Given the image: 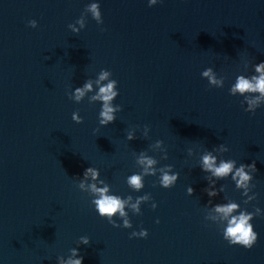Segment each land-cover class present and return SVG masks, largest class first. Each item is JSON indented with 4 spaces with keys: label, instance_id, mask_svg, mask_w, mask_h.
<instances>
[{
    "label": "water",
    "instance_id": "95a60500",
    "mask_svg": "<svg viewBox=\"0 0 264 264\" xmlns=\"http://www.w3.org/2000/svg\"><path fill=\"white\" fill-rule=\"evenodd\" d=\"M91 3L103 23L86 10ZM261 61L264 0H0V264H58L81 236L90 240L79 245L83 264H264V104L252 115L243 96L229 93ZM207 67L225 78L222 88L201 76ZM102 70L118 81L113 106L122 105L107 126L98 122L102 102L89 103L108 82L96 83ZM86 79L92 91L77 103L68 93ZM77 110L82 123L72 119ZM221 143L229 151L218 159L256 163L246 196L231 176L217 181L224 192L216 197L203 191L201 155ZM142 150L157 159L153 167L174 166L165 168L180 174L173 187L158 183L159 171L139 192L128 186L126 177L142 171ZM89 166L100 175L86 184L103 179L109 194L132 196L130 228L110 224L76 186ZM146 193L152 199L134 212ZM209 199L261 209L250 221L258 234L251 248L223 238L227 220ZM141 228L147 237L130 238Z\"/></svg>",
    "mask_w": 264,
    "mask_h": 264
},
{
    "label": "clouds",
    "instance_id": "9594fccd",
    "mask_svg": "<svg viewBox=\"0 0 264 264\" xmlns=\"http://www.w3.org/2000/svg\"><path fill=\"white\" fill-rule=\"evenodd\" d=\"M157 0H149V6L155 5ZM88 12L91 13L92 17L98 22V24L103 23L101 21V10L99 3H91L87 5ZM80 23L81 27H84L83 19L77 21ZM29 26L35 28L37 26L36 20H29ZM68 28H71L74 33H79V29L75 28L74 25L69 24ZM254 69V74L245 75L239 74L236 76L235 82L231 85L229 93L232 96L239 94L243 96L244 99L240 102L241 106L244 107V111L255 115L256 109L264 104V61L255 63L252 65ZM112 75L110 70H102L99 74V78L96 80L97 84L100 81L108 80L109 75ZM203 78L208 80L209 86H215L217 88H222L224 86L225 78L217 76V73L212 67H207L201 73ZM118 81L116 79L108 80L106 84L99 87V91L96 92L89 98V103L93 101H100L101 109L98 114V122L102 126H107L116 120V113L122 110V105L117 104L113 106L114 99L118 96ZM92 81L91 79H86L81 86L75 87L73 91L68 93L70 99L79 103L83 100L85 95L92 91ZM72 119L76 123H82L83 117L79 114V111H74L72 113ZM149 127L148 125H144ZM127 140H133L136 137L133 136L131 132L126 133ZM157 146L164 144L163 140L155 141ZM217 151L221 153H226L229 148L226 144H219L218 146H213L211 149L204 147V152L201 155V162L199 167L203 172L207 173L205 179L208 181V186L203 189L207 195L211 197H216L219 193L224 192V185H220L219 191L215 187L218 180H222L231 176L232 181L235 182L236 189H244L242 193L243 196L247 195V189L249 182L253 181L254 173L257 172L256 163H239L237 166V161L235 159H225L223 157L218 159ZM168 158L167 150H165L164 155L160 158L166 160ZM136 163L142 166V171L133 173L126 177V182L128 186L139 192L144 188V178L145 176H155L159 171L158 183L164 188L173 187L178 178L179 172L165 171V168L173 170L174 166L172 164H165L159 169L153 167L157 164V159L152 155H146L145 150L140 151V154L136 158ZM100 172L97 168L93 166L87 167L83 175L78 177L76 180V186L82 192H89L91 194V203L95 206L96 211L101 217H106L108 222L114 227H124L130 228L131 224L127 219V213L124 208L132 200V196L128 195L126 198L121 197L117 194H109V185L105 183L103 179L99 180L102 187H97L96 183L86 184V181L91 177L92 181H96L99 177ZM213 177L215 179H213ZM155 186V183L153 184ZM253 187L256 185L253 183ZM187 193L192 195L194 193L193 187L190 185L187 187ZM257 193H254L253 197H248V200L256 199ZM151 193H146L143 196H138L136 202L132 203L130 207L134 212H139V205L142 201L151 200ZM247 203V201H243ZM216 213L220 214L222 218L227 220V225L223 231V238L229 242L231 245H242L246 248H251L256 240L257 233L254 231L253 224L250 221L255 217L262 215L261 209L255 207L254 211H248L247 209H241V205L235 201L221 202L213 204V201L209 199L207 203ZM156 203L153 201L151 207L156 208ZM236 212L237 214L233 215ZM118 214L119 217L124 218L123 225H120L113 219L114 216ZM215 219V217H212ZM157 222H159L157 220ZM148 230L141 228L139 231H133L130 233L131 237H147ZM90 243L88 236H81L79 238V243L77 247L71 248L70 255L65 259L64 256H59L57 258L58 264H83V256L79 253V245H88Z\"/></svg>",
    "mask_w": 264,
    "mask_h": 264
}]
</instances>
